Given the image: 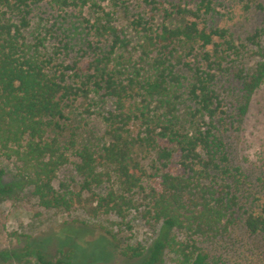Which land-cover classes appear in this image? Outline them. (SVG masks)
I'll return each mask as SVG.
<instances>
[{
	"label": "trees",
	"instance_id": "obj_1",
	"mask_svg": "<svg viewBox=\"0 0 264 264\" xmlns=\"http://www.w3.org/2000/svg\"><path fill=\"white\" fill-rule=\"evenodd\" d=\"M43 1L57 11L43 28L55 41L50 52L45 36L26 32ZM142 1L147 12L128 14L126 0H0V197L28 187L44 210L81 208L121 221L136 212L156 236L147 247L119 249L124 264H227L210 249L236 226L264 234V201L248 188L256 180L231 160L214 85L231 74V120L241 122L264 85V26L237 41L205 23L210 0L194 8ZM245 1L264 11L260 0ZM71 13L78 24L61 28ZM120 15L133 43L117 25ZM247 46L255 48L250 67ZM91 95L111 103L101 114V143L64 140L66 110ZM4 162L15 170L9 183L1 180ZM67 167L74 176L57 182ZM95 231L61 221L55 232L0 249V264L110 262L118 246Z\"/></svg>",
	"mask_w": 264,
	"mask_h": 264
},
{
	"label": "rangeland",
	"instance_id": "obj_2",
	"mask_svg": "<svg viewBox=\"0 0 264 264\" xmlns=\"http://www.w3.org/2000/svg\"><path fill=\"white\" fill-rule=\"evenodd\" d=\"M173 4H180L194 8L200 0H166ZM213 11L205 18V23L211 27L225 28L237 41H242L245 36L252 33L255 28L264 26V11L253 7L245 8V0H210ZM264 3V0H260ZM128 14L143 13L149 9L142 0H126ZM84 15H93L90 9L85 8ZM75 15V13H73ZM72 13L61 24V28L77 25V19ZM57 16V11L46 1L41 2L30 16V25L27 34L31 37L45 36V51H52L55 41L44 34V27L49 26ZM159 20V19H158ZM179 19L172 20L173 23ZM126 18L118 17L117 25L121 27L126 36L133 43L137 36L126 23ZM79 31H81L78 28ZM245 65L251 66L255 60L249 54L255 51L254 47L247 46ZM200 49L196 46L195 52ZM74 53L66 56V61L73 58ZM237 83L231 74H220L215 82V89L224 98L225 115L219 123V130L224 136V141L230 152L234 164L240 165L244 172L256 184H249L252 194L260 196L264 201V85L251 97L250 106L241 122H232L234 113L231 110L233 93ZM111 103L98 95H91L88 101L78 100L65 112L66 119L61 121V138L75 144L90 142L100 144L101 140V114ZM250 154L252 158H250ZM4 173L2 182L14 181L15 170L11 162L3 163ZM70 167L64 168L58 175L57 182L73 177ZM246 197V193L243 194ZM83 222L95 227V237L103 235L112 240L117 248L112 249L113 260L107 263L96 264H124L119 249L128 246L147 247L156 236L151 226L136 212H130L124 221L112 214H102L97 218L90 217L81 208L68 212L60 210H44L37 206L30 188L16 189L13 193L0 197V249L21 247L28 238L34 239L48 232H55L61 221ZM109 230L110 235L105 232ZM111 234L114 238L111 237ZM112 243V246H114ZM109 249V250H110ZM212 253L220 255L227 264H264V234L250 237L241 228H233L228 238L218 241L212 247ZM53 253L54 249L51 248Z\"/></svg>",
	"mask_w": 264,
	"mask_h": 264
},
{
	"label": "clouds",
	"instance_id": "obj_3",
	"mask_svg": "<svg viewBox=\"0 0 264 264\" xmlns=\"http://www.w3.org/2000/svg\"><path fill=\"white\" fill-rule=\"evenodd\" d=\"M250 158H252V155L250 154Z\"/></svg>",
	"mask_w": 264,
	"mask_h": 264
}]
</instances>
